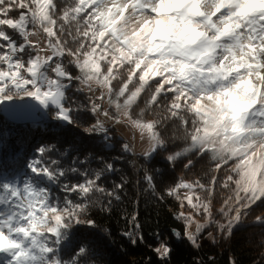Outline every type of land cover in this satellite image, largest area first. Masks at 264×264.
I'll return each mask as SVG.
<instances>
[{
	"label": "snow or ice",
	"instance_id": "6c2138e0",
	"mask_svg": "<svg viewBox=\"0 0 264 264\" xmlns=\"http://www.w3.org/2000/svg\"><path fill=\"white\" fill-rule=\"evenodd\" d=\"M4 105L39 107L57 127L121 148L105 160L44 144L23 180L0 179L5 264H96L78 234L96 227L94 209L122 199L123 178L105 184L121 157L137 155L115 140L120 127L146 144L143 161L210 165L205 177L169 183L143 171L154 198L178 205L170 238L194 247L205 232L228 238L257 209L264 226V0H0ZM126 223L123 236L143 243L137 214ZM154 239L169 264L171 243Z\"/></svg>",
	"mask_w": 264,
	"mask_h": 264
},
{
	"label": "trees",
	"instance_id": "16d2710c",
	"mask_svg": "<svg viewBox=\"0 0 264 264\" xmlns=\"http://www.w3.org/2000/svg\"><path fill=\"white\" fill-rule=\"evenodd\" d=\"M115 140L123 141L115 134ZM57 144L61 150H72L75 144L79 149L74 155L94 154L105 160H115L120 156L119 144L109 142L107 145L101 136L86 138L79 130L60 128L51 116H42L39 123H14L0 113V149L2 150V163L7 166L4 159H9V166L19 164L17 160L30 153L36 155V149L44 144ZM9 154V155H8ZM18 158L13 160L17 155ZM7 157V158H6ZM70 163V157L65 159ZM16 164V165H15ZM92 167H98L93 161ZM210 165L207 161L195 164L191 171L183 168V164L173 167L163 159L156 157L150 162L143 161V169L155 175L157 181L164 180L169 183L171 177H184L196 179L205 177ZM118 172L109 174L105 184L111 188L114 183H119L121 178L126 181V186L121 193L119 203L114 202L110 211L94 209L96 227L83 229L78 235L86 238L95 250L96 264H160V258L153 253L157 247L154 239L156 234H163L164 239L171 243L172 256L169 264H229L230 259H235L238 264H264V226L254 222L255 216L261 213L260 209L251 213L245 219L246 226L236 229L228 238L219 235L213 243H202L194 247L186 240L170 238L173 230H181V222L174 218L173 213L178 210L176 201L168 198L160 201L154 198L149 186L142 182V173L137 172L134 166V156H123L116 163ZM57 195L62 193L57 192ZM156 195H159L157 192ZM217 208L219 203L215 205ZM136 213L142 226L143 243L132 245L123 232L130 227L126 217ZM214 229H209L211 231ZM207 232L204 233V235ZM203 235V236H204Z\"/></svg>",
	"mask_w": 264,
	"mask_h": 264
},
{
	"label": "rangeland",
	"instance_id": "374dc122",
	"mask_svg": "<svg viewBox=\"0 0 264 264\" xmlns=\"http://www.w3.org/2000/svg\"><path fill=\"white\" fill-rule=\"evenodd\" d=\"M30 103L34 105L36 102H30ZM5 109H7V105L0 106V113L3 114L6 117V119L14 123H19V124L32 123V124L37 125L39 121L42 119V116L44 115V110L39 107H27V108L18 109L15 111L10 110V109L9 110H5ZM115 134L119 136V138L123 141L132 142L135 146V153L137 155H139V153H141L146 147V144H142L138 137L135 140L132 139V133L127 127L117 128ZM18 156H20V154H17L13 158V160H16ZM31 158L32 157L30 156V153H28L27 155H24V157H21L19 160H17V162L19 161L20 162L18 165L15 164L16 165L15 167H12V165L11 167L9 166L8 161H11V160L7 158V159H4V161L7 163V166L6 165L3 166V164H1L2 163V150L0 149V179L19 178L23 180L25 178L24 173L27 171L26 163ZM147 162H150V161H147ZM244 226H246L245 219L240 225H238L236 229L243 228ZM194 228H195V225H193L192 229L190 230H194ZM211 231L215 232V230H211ZM205 242H208V243L214 242L213 238L208 235V232L204 236L201 237V239L199 240V245ZM6 258H8L6 253H0V264H5Z\"/></svg>",
	"mask_w": 264,
	"mask_h": 264
},
{
	"label": "built area",
	"instance_id": "2783aa9c",
	"mask_svg": "<svg viewBox=\"0 0 264 264\" xmlns=\"http://www.w3.org/2000/svg\"><path fill=\"white\" fill-rule=\"evenodd\" d=\"M129 142V141H128ZM130 144H132L133 145V151L135 152V146H134V144L132 143V142H129ZM135 156H137V159H138V163H139V172H140V174L144 171V169H143V160H141L140 158H139V155H135Z\"/></svg>",
	"mask_w": 264,
	"mask_h": 264
},
{
	"label": "bare ground",
	"instance_id": "6f19581e",
	"mask_svg": "<svg viewBox=\"0 0 264 264\" xmlns=\"http://www.w3.org/2000/svg\"><path fill=\"white\" fill-rule=\"evenodd\" d=\"M134 166H135V169L137 170V172H139V163H138L137 156H134Z\"/></svg>",
	"mask_w": 264,
	"mask_h": 264
},
{
	"label": "water",
	"instance_id": "95a60500",
	"mask_svg": "<svg viewBox=\"0 0 264 264\" xmlns=\"http://www.w3.org/2000/svg\"><path fill=\"white\" fill-rule=\"evenodd\" d=\"M175 239H179V238H175Z\"/></svg>",
	"mask_w": 264,
	"mask_h": 264
}]
</instances>
